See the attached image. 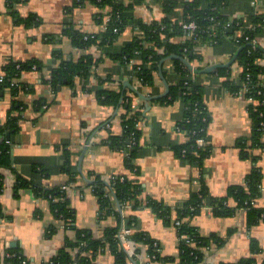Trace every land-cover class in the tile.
<instances>
[{
  "label": "crops",
  "instance_id": "0c3cea01",
  "mask_svg": "<svg viewBox=\"0 0 264 264\" xmlns=\"http://www.w3.org/2000/svg\"><path fill=\"white\" fill-rule=\"evenodd\" d=\"M73 4L74 0L20 3L16 6L18 15L34 14L42 20L40 25L26 26L19 23L7 0H0V70L10 60L34 59L41 65L39 69L22 72L19 82L26 87L17 96L6 89L0 98V126L10 117L14 100L26 105L23 110L13 111V115L20 116L19 129L7 139L10 140L13 169L4 172L5 188L0 198L5 215L0 221V264H4L9 248L20 250L31 264H43L59 253L67 238L77 239V229H89L95 238H101L108 227L117 224L114 214L100 217L98 198L91 184L96 176L110 182L116 176L133 175L126 166L127 149H115L106 143L110 135L123 133L125 111L122 106L101 104L97 91H125L134 97L138 106L143 105L145 112V102L134 89L150 96L165 90L159 72L153 86L145 85L135 76L133 63L110 56L119 53L135 37L137 28L127 27L117 41L105 48L98 45L78 48L68 36L62 35L68 23L85 33H99L104 28L95 20L96 13L102 11L100 8L91 3L75 7ZM107 11L109 9H105L106 15ZM222 11L241 24L239 33H243L253 26L255 16L264 14V0H227ZM134 14L145 22L160 20L165 15L163 0H144L136 6ZM172 15L173 19L180 20L183 6L178 4ZM175 40L184 41L185 37ZM255 42L264 46V27ZM236 50L235 43L229 39L223 45H201L202 59L192 63L198 68L224 63ZM58 51L60 57L56 54ZM88 54L94 59L102 58L89 77L78 76L73 83L64 82L56 87L51 84L53 72L62 60L79 59ZM133 61L138 63L140 58ZM164 71L171 86L182 79L170 60L164 64ZM240 72L237 65H232L234 79L239 78ZM100 77H110V80L100 82ZM194 78L205 86V101L211 116L206 140L211 146L210 155L198 166L182 159L174 149L175 145L188 141L179 126L185 118L183 99L171 103L151 101V110L140 124L141 148L135 159L140 168L137 178L142 184L141 197L153 198L170 207L172 222L166 223L150 207L136 211L129 207L125 214L137 217V229L159 242L162 256L178 257L177 208L205 188L207 196L202 211L184 221L202 235L216 233L225 242L213 243L204 249L206 260L202 264H231L246 257H255L258 264H263L264 221L249 226L245 209H238L233 216H215L211 211L212 198L225 196L231 186L243 184L252 170L253 161L243 156L241 147L244 140L250 138L253 128L248 110L250 101L245 94H236L226 88L223 77L213 72L200 73ZM248 150L259 157L263 177L261 194L255 205L264 208V154L260 148ZM18 177L44 188L70 185L66 195L76 212L75 227H68L63 219L57 218L50 209L49 200L37 196L32 187L21 188L15 193ZM50 226L56 231L48 236ZM253 239L259 243V252L252 249ZM139 250L146 253L147 246L140 244ZM135 261L142 262L138 258ZM96 264H116L115 256L109 250L100 253ZM128 264L135 263L130 259ZM150 264L174 263L158 260Z\"/></svg>",
  "mask_w": 264,
  "mask_h": 264
},
{
  "label": "trees",
  "instance_id": "16d2710c",
  "mask_svg": "<svg viewBox=\"0 0 264 264\" xmlns=\"http://www.w3.org/2000/svg\"><path fill=\"white\" fill-rule=\"evenodd\" d=\"M26 1L28 0H7V4L18 17L19 23L26 26L40 25L42 20L37 15L32 14L28 17L18 15L16 6ZM225 1L227 0H163L164 17L160 20L145 22L134 14L136 6L142 4L144 0H74V7L86 6L91 3L100 8L102 11L96 13L95 20L104 28L99 33H85L72 23H68L62 35L68 36L73 45L78 48L86 49L92 45L105 48L117 41L127 27L137 28L138 33L135 37L119 53H111L110 56L126 63H133L132 68L135 76L143 84L153 86L158 77L161 60L170 54H178L194 62L202 59V53L199 51L201 45H223L224 41L229 39L235 43L238 49L255 42L264 27V14L255 16L253 26L243 30V33L240 34L241 24L237 20H234L231 28L225 26L229 20L222 11ZM178 4L183 6V15L180 20H194L198 24L197 36L194 39L185 38L184 41L179 42L175 40L177 37L185 36V31L179 23L180 20L172 18V12ZM105 9H110V18L107 21L105 20ZM246 36H249V39H246ZM56 54L61 56L60 51ZM137 58H140V62L135 63L133 60ZM101 59H94L89 54L82 55L79 59H64L60 66L54 70L50 82L56 87L64 82L73 83L78 76L87 78ZM262 59H264V52L257 47L248 45L240 51L234 63L241 69L238 79H234L231 75L232 65L213 71L214 74L223 77V85L236 94H240L245 85L249 88L245 96L253 98L248 106L249 114L253 120V128L250 138L245 139L241 147L243 156L252 159L253 167L243 184L231 186L225 196L212 198L211 211L215 216H233L238 209H245L248 214L249 226L264 221V208L255 205L256 198L261 194L262 168L258 164L259 157L251 155L248 150V148H260L264 154V63ZM170 61L175 65L176 71L182 79L178 84L171 86L167 95L155 101L171 103L178 98L183 99L186 108L185 118L179 123V126L186 133L188 141L175 145L174 149L182 159L202 166L205 158L211 153V146L208 144L201 146L197 142L200 138L207 140L211 120L205 101V86L194 78L200 73L192 72L179 58ZM40 66V63L34 59L21 62L10 60L4 64L0 70V98L4 96L6 89H9L13 96H17L26 87L19 82L22 72L39 69ZM2 75H4L3 80H1ZM106 80H110V77L105 79L100 77V82ZM97 97L103 105L124 108L123 133L110 135L106 143L115 149H127L126 166L133 175L116 176L110 182L96 176L91 186L98 198L100 217L104 218L114 214L117 224L108 227L101 238H95L89 229H77V239L67 238L59 253L43 264H96L97 256L108 250L115 256L116 264H128V254L121 247L119 239L120 227L126 219L129 220L132 230L130 238L138 243V247L140 244L146 245V252L154 256V259H151L147 264L158 260L174 264L204 263L206 260L204 249L211 247L213 243L224 244L225 240L216 233L208 236L202 235L197 228L185 222L184 219L202 211L207 196L206 189L203 188L194 193L188 202L177 208L176 220H181L177 226L180 237L178 257L162 256L159 242L148 233L137 229V217L134 214L128 216L125 214L127 204H130L134 211L150 207L166 223L172 222L170 207L153 198L143 199L141 197L142 184L137 178L140 168L135 159L141 148L142 130L140 124L146 119L143 105L133 107V103H136L134 97L127 95L122 90L100 89L97 91ZM25 106V104L14 100L10 117L0 126V198L5 188L4 172L13 169L12 150L6 140L10 139L8 135L19 129L20 116L13 115V111H18L20 108L23 110ZM38 106H40V102ZM69 162L67 160L66 164L69 165ZM25 187H32L37 196L48 199L53 214L57 218L63 219L68 227H75L76 212L70 206L66 190H63L62 186L44 188L18 177L14 184L15 193ZM113 191L122 204L124 213L115 209L112 199ZM4 217L0 199V221ZM55 231V227L50 226L47 235L51 236ZM189 239L192 243L189 242ZM252 249L254 252L260 251L257 240L253 239ZM73 250L78 252L73 254ZM7 251L12 256L5 257L4 264H31L20 250L9 248ZM138 251H140L139 248ZM231 264L258 263L255 257H246Z\"/></svg>",
  "mask_w": 264,
  "mask_h": 264
},
{
  "label": "built area",
  "instance_id": "2783aa9c",
  "mask_svg": "<svg viewBox=\"0 0 264 264\" xmlns=\"http://www.w3.org/2000/svg\"><path fill=\"white\" fill-rule=\"evenodd\" d=\"M107 12H109V11H107ZM109 18H110V12L106 15L105 20L107 21V20H109ZM179 23L182 26L183 30L185 31L184 37L186 39L196 38L197 30H198V24L196 21H194V20H192V21L180 20ZM233 23H234V20L229 18V20L227 21V23L225 25L226 28H231ZM240 34H242V33H240ZM245 38L249 39V36H246ZM3 76L4 75H2L1 80H3ZM248 89H249L248 86L245 85L242 88V90L240 91V93L246 94ZM247 98L249 99L250 102L253 101V98H251V97H247ZM133 107L136 108V107H138V105L136 103H133ZM6 142L9 143L10 140H7ZM197 142L201 146L207 144V141L203 138L198 139ZM62 188H63V190H67L68 188H70V185H63ZM129 207H130V204H127L126 208H129ZM180 223H181V220L175 221L176 226H178ZM131 233H132L131 229H126L124 225L121 226L120 233H119V239H120L121 247L127 252L129 260L132 258H134V259L138 258L142 261L141 264H147L151 259H154V256L147 253V252L144 253L143 251H138V248H139L138 243L134 239L130 238ZM184 237H187V235H184ZM189 242H191L190 239H189ZM77 252L78 251H76V253ZM7 256H12V255L7 251L6 257ZM24 263H26V261H24Z\"/></svg>",
  "mask_w": 264,
  "mask_h": 264
},
{
  "label": "water",
  "instance_id": "95a60500",
  "mask_svg": "<svg viewBox=\"0 0 264 264\" xmlns=\"http://www.w3.org/2000/svg\"><path fill=\"white\" fill-rule=\"evenodd\" d=\"M232 31V30H230ZM254 46L259 48L260 50H262L264 52V46L260 45L258 42H251L249 44H246L244 46L239 47L236 52L234 53V55L231 57V59L227 62H216L213 64H209L208 66L204 67V68H198L197 66H195L190 60H188L186 57L178 55V54H170L167 57L163 58L161 60V63L159 65V74L163 80V83L165 85V90L159 94H155V95H146L141 93L140 91L134 89V91L137 93V95L145 102V114L151 110L152 104H150L151 101L153 100H157L165 95H167L170 91L171 85L168 82V80L166 79L165 75H164V71H163V65L166 61L168 60H172L174 58H179L191 71L195 72V73H212L213 71L217 70L218 68H225V67H229L231 65H233L238 57V54L240 53V51L246 47V46ZM8 137H10V135H8ZM113 196L117 202V206H118V211L123 213V207L122 204L120 203V201L117 199L116 194L113 191ZM126 229H130L129 226V220L126 219L124 221V224ZM140 228V227H139ZM13 246H15V244L13 243ZM135 264H138L134 258L131 259ZM207 264V263H205ZM208 264H212V263H208Z\"/></svg>",
  "mask_w": 264,
  "mask_h": 264
},
{
  "label": "rangeland",
  "instance_id": "374dc122",
  "mask_svg": "<svg viewBox=\"0 0 264 264\" xmlns=\"http://www.w3.org/2000/svg\"><path fill=\"white\" fill-rule=\"evenodd\" d=\"M227 41H228V40H225L224 43L227 42ZM224 43H223V44H224Z\"/></svg>",
  "mask_w": 264,
  "mask_h": 264
}]
</instances>
